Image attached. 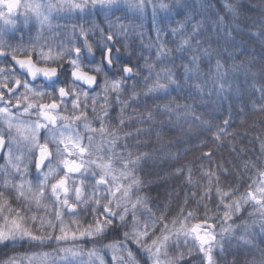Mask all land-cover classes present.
<instances>
[{"label": "snow or ice", "instance_id": "1", "mask_svg": "<svg viewBox=\"0 0 264 264\" xmlns=\"http://www.w3.org/2000/svg\"><path fill=\"white\" fill-rule=\"evenodd\" d=\"M208 9L0 0V264H264V59Z\"/></svg>", "mask_w": 264, "mask_h": 264}, {"label": "clouds", "instance_id": "2", "mask_svg": "<svg viewBox=\"0 0 264 264\" xmlns=\"http://www.w3.org/2000/svg\"><path fill=\"white\" fill-rule=\"evenodd\" d=\"M186 2L197 11H207L210 10L208 6L214 4L216 0H186ZM260 2L261 0H236L242 12L237 22L238 27L234 26L239 33L235 39L238 42L243 41L248 51L257 60L258 66L259 62L264 59V12H261L258 7L254 8L253 4ZM257 243L264 247V238L258 237Z\"/></svg>", "mask_w": 264, "mask_h": 264}, {"label": "trees", "instance_id": "3", "mask_svg": "<svg viewBox=\"0 0 264 264\" xmlns=\"http://www.w3.org/2000/svg\"><path fill=\"white\" fill-rule=\"evenodd\" d=\"M237 55L239 54L238 50H237ZM227 55V53H225V56ZM214 62V61H213ZM239 62V61H237ZM213 99H215V97H213ZM229 103H231V101H228V100H224L222 105L216 110V111H212V112H209V109H208V106L206 105H197V109L198 111H204L207 115H210L212 117H214L215 119L217 120H221L222 121V118L224 116L227 115V110H228V107H229ZM238 123V120H234L233 121V125L235 127V125ZM239 136L242 138V144H237V148L241 147V146H246L248 152H253V151H257L259 150V146L256 145L255 148L253 147V144L252 143H249L250 140H254V136H255V131L253 130L251 132L250 135H246L245 134V131L243 128L239 129ZM204 136L201 135L200 136V139H203ZM209 139H211L210 135L208 136ZM231 139V138H229ZM197 138L195 135L187 138V141L186 140H177L176 141V146L172 147V151H177V148H190L192 144H195L197 143ZM235 143V141H234ZM199 155L198 152H193V151H189L187 156L184 158V160L181 161V163H183L185 160H193L194 161V157ZM220 155V153H218V156ZM235 154L233 153V156ZM225 158L227 159V155H225ZM169 167V162L168 161H165V162H162L160 164V168L161 169H167ZM160 176H164V171H160ZM169 184L171 185H175L176 181L174 180H171V181H168ZM164 186V182L162 181L159 185V187L163 188ZM153 195H155V192L152 193Z\"/></svg>", "mask_w": 264, "mask_h": 264}]
</instances>
